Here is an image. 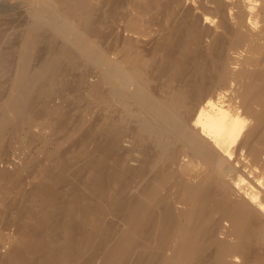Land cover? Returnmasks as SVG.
<instances>
[{
	"label": "bare ground",
	"instance_id": "obj_1",
	"mask_svg": "<svg viewBox=\"0 0 264 264\" xmlns=\"http://www.w3.org/2000/svg\"><path fill=\"white\" fill-rule=\"evenodd\" d=\"M0 264H264V0H0Z\"/></svg>",
	"mask_w": 264,
	"mask_h": 264
}]
</instances>
